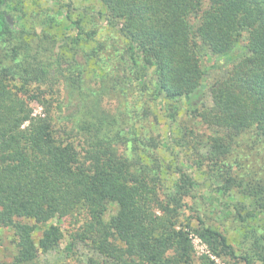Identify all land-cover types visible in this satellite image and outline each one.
Masks as SVG:
<instances>
[{
    "label": "trees",
    "instance_id": "obj_1",
    "mask_svg": "<svg viewBox=\"0 0 264 264\" xmlns=\"http://www.w3.org/2000/svg\"><path fill=\"white\" fill-rule=\"evenodd\" d=\"M97 1L103 10H90L89 21L65 4L63 24L75 33L55 38L43 30L30 39L17 24L22 0H0V227L13 229L16 248L0 264H40L34 254L63 234L51 222L35 238L36 225L80 208L87 219L76 235L97 254L89 264H217L223 257L264 264V224L237 252L227 232L200 214L185 215L199 211L186 202L197 180L171 134L185 105L216 131L208 159L224 168L218 194L242 184L225 160L241 134L264 140V0ZM99 19L106 37L98 35ZM242 39L246 52L231 61ZM207 55L231 63L199 110ZM108 88L117 98L113 110L103 104ZM128 95L144 99L130 112ZM146 100L165 110L166 138L179 150L129 122L153 113ZM161 146L175 155L166 164ZM249 188L242 190L247 203L231 197L226 206L239 221L264 212V178ZM111 205L115 213L105 219ZM191 233L207 253L194 254Z\"/></svg>",
    "mask_w": 264,
    "mask_h": 264
},
{
    "label": "rangeland",
    "instance_id": "obj_2",
    "mask_svg": "<svg viewBox=\"0 0 264 264\" xmlns=\"http://www.w3.org/2000/svg\"><path fill=\"white\" fill-rule=\"evenodd\" d=\"M70 2L73 14H78L84 17L86 21L90 19V10L102 11L103 6L97 0H22V7L20 11L19 26H25L28 29V36L30 39L45 31L48 36L62 37L75 33V29L67 28L63 24V12L65 11V4ZM87 11V12H86ZM15 16V15H14ZM16 17V16H15ZM16 19H18L16 17ZM50 20V21H49ZM62 20V21H61ZM57 23V24H56ZM99 28L98 35L101 37L107 36V30L102 26L105 25L103 19L98 20ZM36 32V35L34 34ZM246 52L244 40L238 42L231 52V61L237 60L243 53ZM231 62L226 60L223 55H207L203 60V76L202 84L204 86V96L199 110L207 107L211 103L209 86L215 79L223 76ZM93 85L94 82L92 81ZM103 104L109 110L115 109L117 105V98L114 91L108 88V91L103 92ZM136 99V100H135ZM128 112L132 108V104L136 101L141 104L144 99L141 96L128 95ZM147 101V100H146ZM153 113H147L145 117L140 119L129 120L135 126H141V130H149L151 133L159 135L164 144H168L175 151L180 149V146L174 142H168V124L166 112L160 107L157 102L152 100L147 101ZM147 105V104H146ZM33 113H40L41 105L33 101L30 103ZM133 114V113H132ZM153 114V115H152ZM171 134L173 139L183 144V149L179 153V159L187 160V164L191 165V171L197 180V187L194 191L195 198H187V206H195L199 211L193 212L186 208L184 213L188 216L200 214L206 218L208 224L216 226L220 230L227 232L231 243L237 252L243 250L248 246L255 236L260 235V229L264 224V212L256 213V216H246L245 221H239L234 214H230L229 207L233 206V200H241L247 203V196L242 190L247 192L249 186L253 185L259 178H264V140L256 138L250 131L241 134L236 143L232 146L230 154L227 156L225 162L229 165L231 173L236 176L237 181L242 184L238 186H231V194L219 195L217 186L222 184V175H224V168L217 170L210 164L209 151L210 136L216 133L213 127L205 125L196 113L187 111L185 105H182L176 120L171 125ZM170 149L158 151L160 155L165 158V164L170 161L174 153H170ZM170 154V155H169ZM199 168V169H198ZM228 168V167H226ZM170 171V170H169ZM249 185V186H245ZM231 197H233L231 199ZM115 213L114 205H111L109 210L104 214L107 219L111 214ZM244 215V212L241 211ZM87 219V215L83 208L77 209L73 214L54 218L46 223H38L34 230V237L37 238L41 231L51 222L59 225L62 231V239L60 243L54 248L45 253L40 251L35 256V262L40 264H89L88 259L97 257L95 250L91 248L88 241H81L78 239L77 232L82 231V225ZM30 223L32 221L29 220ZM192 223L195 224L194 218ZM252 228H255L257 234L251 233ZM192 245L194 254L199 257L206 253V246L197 238L194 233H191ZM15 235L10 227H0V263L11 259L15 253ZM217 264H237V260L230 257H223L216 259ZM239 264L240 261H239Z\"/></svg>",
    "mask_w": 264,
    "mask_h": 264
},
{
    "label": "built area",
    "instance_id": "obj_3",
    "mask_svg": "<svg viewBox=\"0 0 264 264\" xmlns=\"http://www.w3.org/2000/svg\"><path fill=\"white\" fill-rule=\"evenodd\" d=\"M198 238V237H197ZM200 240V239H199ZM206 253H207V249H206Z\"/></svg>",
    "mask_w": 264,
    "mask_h": 264
}]
</instances>
